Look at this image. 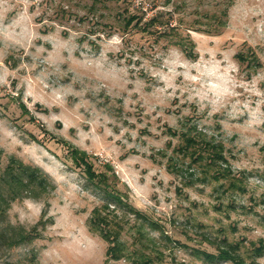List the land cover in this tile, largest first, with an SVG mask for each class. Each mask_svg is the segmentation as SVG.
<instances>
[{
	"label": "rangeland",
	"instance_id": "374dc122",
	"mask_svg": "<svg viewBox=\"0 0 264 264\" xmlns=\"http://www.w3.org/2000/svg\"><path fill=\"white\" fill-rule=\"evenodd\" d=\"M10 158L0 264H264V0H0Z\"/></svg>",
	"mask_w": 264,
	"mask_h": 264
},
{
	"label": "trees",
	"instance_id": "16d2710c",
	"mask_svg": "<svg viewBox=\"0 0 264 264\" xmlns=\"http://www.w3.org/2000/svg\"><path fill=\"white\" fill-rule=\"evenodd\" d=\"M203 148H206L205 144H203ZM71 154L73 161L78 164H82L85 167L86 172L92 173V171L89 170L92 165L88 162L85 152L73 149L71 150ZM100 176L105 178L106 175L101 173ZM43 178V175L38 169L31 168L28 165H24L22 162H18L17 160L10 158L8 164L2 172V175L0 176V218L4 217L3 207L8 206L9 202L33 194L36 191V188H40L43 191ZM101 237L103 240L110 243V246L106 250V261L118 259V253L122 252L121 247H115L116 244L114 245V242L109 240L102 230ZM37 238L38 234H36V230L34 229L25 230L22 227L0 224V250L10 251L22 244L30 243ZM115 248H117L116 252L114 251ZM229 253L218 249V254H211V259L213 261L216 259L221 261H234ZM34 260L35 256L32 255L30 258V264H36L33 262Z\"/></svg>",
	"mask_w": 264,
	"mask_h": 264
}]
</instances>
